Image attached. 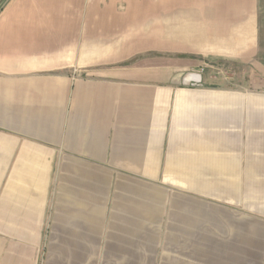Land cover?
<instances>
[{
	"label": "crops",
	"instance_id": "crops-1",
	"mask_svg": "<svg viewBox=\"0 0 264 264\" xmlns=\"http://www.w3.org/2000/svg\"><path fill=\"white\" fill-rule=\"evenodd\" d=\"M259 2L0 0V228L58 212L45 264H264Z\"/></svg>",
	"mask_w": 264,
	"mask_h": 264
},
{
	"label": "rangeland",
	"instance_id": "rangeland-1",
	"mask_svg": "<svg viewBox=\"0 0 264 264\" xmlns=\"http://www.w3.org/2000/svg\"><path fill=\"white\" fill-rule=\"evenodd\" d=\"M260 6V14H261V51L260 56L264 60V0H260L259 2ZM120 64V63H116ZM245 69L247 68V64H244ZM202 71V70H201ZM192 74H200L199 72L191 71ZM192 86H199L202 85L199 81L196 82H190ZM53 211L46 210L45 212L43 210L32 212V216L34 217L31 223L33 226L29 227H11V226H3V228H0V249H7L9 240H16L15 238H19L22 236H27L26 242L19 241L18 247L16 250H21L25 246V250H30L35 252V264H45L46 258L45 253L47 252L50 246V239L52 238V241L54 242L57 240L58 237H56L59 233V227L58 225V212H56L57 217H54ZM19 236V237H18ZM57 247L59 246L58 243H55ZM52 243V249L54 250V245ZM169 246V249L171 247V244H166ZM17 246V245H16ZM14 249V248H13ZM57 250H59L57 248ZM48 261V260H47ZM52 262L54 264L55 262H58V259H52L49 260V262ZM152 261L154 263V260L148 259V264H152Z\"/></svg>",
	"mask_w": 264,
	"mask_h": 264
},
{
	"label": "built area",
	"instance_id": "built-area-1",
	"mask_svg": "<svg viewBox=\"0 0 264 264\" xmlns=\"http://www.w3.org/2000/svg\"><path fill=\"white\" fill-rule=\"evenodd\" d=\"M194 75H198V74H194ZM193 82H196V81H193Z\"/></svg>",
	"mask_w": 264,
	"mask_h": 264
}]
</instances>
